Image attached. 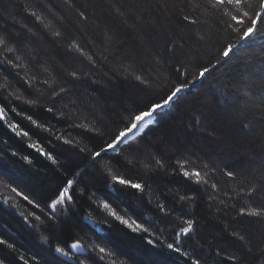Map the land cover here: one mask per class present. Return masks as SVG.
<instances>
[{
  "label": "trees",
  "instance_id": "obj_1",
  "mask_svg": "<svg viewBox=\"0 0 264 264\" xmlns=\"http://www.w3.org/2000/svg\"><path fill=\"white\" fill-rule=\"evenodd\" d=\"M133 2L0 0V40L4 41L0 46V85H4L0 104L15 108L8 112V122L29 132L28 137L17 136L0 121V239L13 245L0 244L4 264H70L59 258L55 249H69L76 239L87 249L86 254L75 257L77 264L85 255L96 264H191L187 257L166 247L184 226L177 217L194 221V232L181 237L180 246L201 259V264H231L226 256L239 254L238 248L245 250L234 232L246 235L253 246L247 264H261L264 229L257 218L240 216V208L259 207L264 192L258 190L251 197L237 192L241 184L259 182L260 160H250L248 152L249 142H264V132L259 127L251 133L243 129L242 123L247 121L237 119L231 102L221 103V93L230 92L231 84L251 74L252 69L264 67V35L258 33L240 42L224 8L212 7L209 0H179L183 13L171 10L153 16L145 12L141 20L129 18L126 10ZM181 15H189L197 23L188 25ZM229 43L240 47L225 61L221 52ZM75 44L83 49V55ZM217 60L221 63L213 68ZM178 67L181 72L187 68L189 75H181ZM203 67L211 71L170 109L156 115L154 124L126 143L132 147L125 146L119 153L109 151L102 159L91 161V153L99 151L124 126L121 120L128 119L129 111L160 101L176 83L191 82ZM74 70L81 76L79 81L69 75ZM136 75L148 83L140 84ZM61 87L69 92L56 104L54 114L48 113L52 106L49 97ZM17 113L31 115L52 132L37 129ZM81 124L87 129L77 127ZM65 139L72 145L64 144ZM32 143L51 152L57 163L29 147ZM137 145L140 151L135 150ZM152 157L161 160L163 167ZM182 165L183 170L196 169L202 176L208 173V183L196 184L195 177H184ZM106 168L150 187L139 193L113 184L117 189L113 192L104 180ZM213 168L214 173L210 171ZM224 169L236 171L240 180H229ZM76 172L82 173L89 186L76 183L72 192L75 203L58 206L57 219L50 220L46 205L68 179H77ZM212 183L217 184L216 189L211 188ZM193 196L195 199H187ZM105 200L121 215L144 224L155 237L133 233L108 216L97 207ZM158 203L171 214L164 216ZM89 213L107 224L96 228L87 224L84 217ZM147 239H155V246ZM95 245L112 254L99 260Z\"/></svg>",
  "mask_w": 264,
  "mask_h": 264
},
{
  "label": "snow or ice",
  "instance_id": "obj_2",
  "mask_svg": "<svg viewBox=\"0 0 264 264\" xmlns=\"http://www.w3.org/2000/svg\"><path fill=\"white\" fill-rule=\"evenodd\" d=\"M212 3V7L214 8H224V14L230 17V20L234 22L230 27L233 28V31L238 33V40L240 42L248 41L250 38L256 36L258 33L264 35V0H209ZM171 10H176L177 13H183V8L180 6L179 0H134V2L130 5V7L126 10L129 13V18L133 20H141L143 18V13L147 12L152 14L153 16H159L161 14L167 15L170 14ZM119 12L120 10L117 9ZM122 16L125 15L124 12L120 13ZM32 16H36L37 20H42V17L36 15L35 12L31 13ZM84 20H87V16H85L84 12H80L79 14ZM182 22H185L188 25H195L197 20L189 15H181ZM135 27V24L132 25ZM59 36V33H56ZM4 44L3 40H0V46ZM75 49L83 55V49L80 48L78 44L74 45ZM175 46H173L174 48ZM240 47V44H227L222 52L221 56L227 60L230 54L233 53L234 49ZM9 52L13 51L12 49H8ZM91 60V57H88ZM12 64L13 67H19L18 64H14L12 61H7ZM221 61L217 60L216 64L212 65L213 68L216 67L217 64H220ZM177 72H181V69L178 67L176 69ZM211 69L209 67H203L199 69L198 74L195 75L194 79L189 82L185 79L183 82L176 83L167 94L158 102L150 103L145 108L139 111H129L128 119L121 120L123 123V127H120L118 131L115 133L110 142L105 143L99 151H93L91 153V161H97V158H103L105 154L109 151L119 153L125 146L132 147L130 144L126 145V141H128L140 128L145 127L149 122L154 121V117L162 112L164 109H170L183 94L187 93V91L191 88V85L194 84L197 80H203L205 78L206 73H209ZM259 73V75H255ZM70 77L73 80L79 81L81 79L80 74L77 71H72L69 73ZM181 75L187 77L189 75L188 69L185 68ZM255 75V82L253 80V76ZM135 80H137L140 84H147V80L143 78L141 75H136ZM30 83V82H29ZM47 84V81H44ZM4 88V85H0V90ZM230 92H222L221 95L224 96V101L231 102L233 108L236 110L237 119L246 120L247 123H242V128L247 130L249 133L253 132V130L257 127L264 132V67L256 68L251 70V74L243 75L240 80L234 81L231 86ZM69 89L61 87L59 91H53L52 95L49 99L52 102V106L47 108L48 113L55 112L56 104L59 103L60 100L63 99L64 94H68ZM59 98V99H58ZM28 103H35L34 101H28ZM97 107H102L99 105V102H96ZM15 112V108L7 109L3 104H0V121H3L7 127L15 133L17 136L28 137L29 132L25 131L21 128L20 124L17 123H9L8 122V112ZM17 115H22L23 119L30 121L32 125H34L37 129H41L45 132H52V129L47 127L45 124L38 123L33 119L31 115H23L21 113H17ZM199 124V121H196ZM77 127L87 129V125L81 124L77 125ZM213 133H209L212 135ZM57 140L60 137H56ZM66 145H72V141L69 139H65L63 141ZM29 147L35 149L40 154L44 155L48 160H51L53 164L57 163L55 156L51 152H45L44 148L38 143H32ZM136 151H140L139 146H136ZM84 150L81 149L82 153ZM79 155V153H77ZM151 156V154L149 153ZM248 158L250 160H254L259 158L260 160V169L261 174L259 177V182L250 181L247 184L240 185V191L237 192V195H240L241 192L245 197H251L254 193L264 192V142L257 145L254 141L249 142V152ZM156 165H159L161 168L163 167V162L159 159H155ZM207 168V165H205ZM182 174L186 178L195 177L196 184H207L208 183V173H205L204 176L201 175V172L193 169L192 171L183 170ZM107 175L104 176V180L107 184V187L110 188L113 192H116L117 189L113 188L112 185H120L123 188H131L135 189L139 193H143L146 187H150V185H146L141 182H133L131 179H126L123 175L119 174L116 171H112L111 169H105ZM211 172H215L216 170L210 169ZM224 176H226L231 181H238L240 177L238 173L234 170H222ZM75 176L77 179H68L64 186L55 194V198L52 199L50 204H47L46 207L50 209L49 219L56 220V210L57 207H67L69 204H74L75 199L72 194L74 189V185L78 182H83L84 187L87 188L89 185L85 182V178L81 172H76ZM111 183H108V181ZM211 188L216 189L217 184L212 183ZM246 189V191H245ZM12 191H16L15 188ZM18 195H23V193H18ZM25 200H29L27 195H23ZM181 200L186 199V197H180ZM187 199H195L193 197H187ZM7 201H5L6 203ZM29 203H33V201L29 200ZM114 203V201H113ZM37 208L40 207L39 204L35 205ZM98 208H102L108 216H111L115 221H118L121 225H124L126 228L130 229L133 233H145L148 236L155 237V233L150 232L148 227H145L144 224L138 223L136 220L126 218L124 215H121L117 212L116 208L113 207L112 203H109L107 200L101 201V203L97 206ZM157 208L164 216H168L171 214L170 210L165 207L163 203H158ZM240 216L242 217H255L259 222H261V228L264 229V203H262L259 207H250L245 206L240 208ZM36 219H40L39 216ZM177 219L182 220V224L184 226H180L178 231L175 233V237L172 243H168L166 247L170 249L172 252L179 253L181 256L187 257L191 264H201V259L196 258L194 256H190L188 252L183 251L180 246L181 237H187L190 233L194 232V221L191 219H182L177 217ZM84 220L87 224L92 225L96 228L100 224H107V220H96L93 218L92 214L89 213ZM109 227L111 225H108ZM103 231V229H99ZM162 231V230H161ZM264 236V232L261 233ZM234 237H236L240 242L245 245V250L237 249V253L239 254H230L226 256V259L231 262V264H247L248 257L253 253V246L251 242L246 239V235H242L240 232L232 233ZM158 239V237L156 238ZM147 243L149 245L155 246V239H147ZM0 244H5L9 248H12L13 245L8 244L6 240L0 239ZM69 249L74 250L76 253L84 254L87 252L85 244L82 240L76 239L69 246ZM69 249L62 248L57 246L55 251L59 253L61 256L73 260V251ZM94 251L97 252L99 260H103L105 255H111L110 250L103 246L95 245ZM217 255H220V252H217ZM259 257L261 259V264H264V241H262L259 251ZM89 261H92V264H96L95 261L92 260L91 257L85 255V258L79 262V264H89ZM0 264H4L3 260H0ZM115 264V261H113Z\"/></svg>",
  "mask_w": 264,
  "mask_h": 264
},
{
  "label": "water",
  "instance_id": "obj_3",
  "mask_svg": "<svg viewBox=\"0 0 264 264\" xmlns=\"http://www.w3.org/2000/svg\"><path fill=\"white\" fill-rule=\"evenodd\" d=\"M164 110H166V109H164ZM163 110V111H164ZM155 120H156V116L154 117V121H152V122H149L145 127H143V128H140L128 141H126V143H128V142H130V141H132V140H134L137 136H139V135H141L150 125H152V124H154L155 123ZM71 250V249H70ZM71 251H73V257H75V256H79V255H82L81 253H76L74 250H71ZM56 253V255L59 257V258H61L62 260H64L65 262H68V263H70V264H77V261H76V259L74 258L73 260H69V259H67V258H65V257H63V256H61L59 253H57V252H55ZM85 254V253H84Z\"/></svg>",
  "mask_w": 264,
  "mask_h": 264
},
{
  "label": "rangeland",
  "instance_id": "obj_4",
  "mask_svg": "<svg viewBox=\"0 0 264 264\" xmlns=\"http://www.w3.org/2000/svg\"><path fill=\"white\" fill-rule=\"evenodd\" d=\"M137 137H138V136H137ZM137 137H136V138H137ZM130 142H131V141H130ZM258 205H259V204H258ZM85 254H86V253H85ZM82 255H83V254H82ZM79 256H81V255H79ZM75 257H78V256H75ZM75 257H74V258H75Z\"/></svg>",
  "mask_w": 264,
  "mask_h": 264
}]
</instances>
